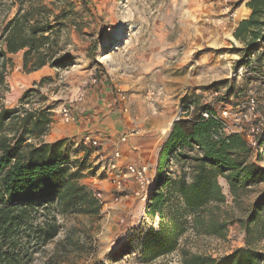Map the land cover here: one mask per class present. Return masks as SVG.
I'll return each mask as SVG.
<instances>
[{
	"label": "rangeland",
	"instance_id": "obj_1",
	"mask_svg": "<svg viewBox=\"0 0 264 264\" xmlns=\"http://www.w3.org/2000/svg\"><path fill=\"white\" fill-rule=\"evenodd\" d=\"M30 1L45 6L46 13L61 20L57 31L62 53L70 55L73 62L67 68L46 66L26 74L22 70L23 52L7 55L9 62L0 101L7 109H21V97L32 91L23 101L24 109L50 107L53 123L49 134L71 128V124L62 121L60 110L72 105L77 93L86 89L81 88L82 83L85 82V87L90 85L95 67L102 66L100 61L119 66L130 84L134 83L131 90H125L119 82L113 85L114 93L124 96L121 103L132 97L130 116L138 117L147 128L154 121H161L164 133L172 119L177 121L180 106L219 111L223 103L220 97L229 90L235 94L229 103L247 96L264 102L262 80L256 76H234L239 67L246 66L237 65L241 53L236 49L241 45L232 36L235 10L242 0H0V33L20 5L27 6ZM109 42L113 45L104 51ZM261 53L264 54V49L255 54L259 57L255 68L264 74ZM164 111L168 112V118ZM62 139L66 140V153L77 163H81L83 156L81 148L98 149L84 145L81 138L74 136ZM93 155L83 163L85 170L79 182L102 197L90 179H102L109 169L107 160H100L97 155L92 158ZM252 161L264 169V135L253 149ZM178 169L169 165L170 173ZM221 189L225 196L222 209L237 219L264 190V183L247 192L237 204L224 180ZM125 194L128 193L120 195L118 201L112 198L108 206L100 200L98 217L59 216L57 236L35 256L33 264H142L137 254L118 260H114L116 254L111 255L139 224L144 231L157 228L158 218L145 216L144 203L132 216L122 212L123 206L131 203L129 199L135 200V206L142 203L135 197L125 198ZM244 246V233L236 222L228 226L224 239L196 236L189 229L180 239L177 251L153 264H181V250L219 258ZM256 247L264 252V240Z\"/></svg>",
	"mask_w": 264,
	"mask_h": 264
},
{
	"label": "trees",
	"instance_id": "obj_2",
	"mask_svg": "<svg viewBox=\"0 0 264 264\" xmlns=\"http://www.w3.org/2000/svg\"><path fill=\"white\" fill-rule=\"evenodd\" d=\"M246 8L250 16L236 25L232 36L241 45L236 49L241 53L237 65L248 66L252 56L259 63L255 54L264 49V0H249ZM45 10L32 1L22 4L3 26L0 88L5 84L9 54L23 52L26 74L72 64L73 58L62 53L59 42L61 20ZM250 70L259 72L255 67ZM31 93L21 97V109H7L0 101V264H33L35 256L57 236L59 216L95 218L101 211L94 191L79 182L83 163L99 149L81 148L83 156L77 163L66 153L65 139L44 142L53 123L51 108L24 109L23 101ZM232 96L229 90L220 101L229 103ZM252 158L253 150L240 135L223 134L212 119L174 122L158 153L144 205L146 217L158 218L157 228L144 231L139 224L111 254L118 256L114 260L137 254L140 263L153 264L177 251L189 229L196 236L224 239L228 226L236 222L244 233V248L219 258L181 250V264H264V252L256 247L264 240V190L243 210L242 217L234 219L222 209L225 196L218 183L224 180L237 204L264 183V169ZM174 160L181 165L176 177L169 171Z\"/></svg>",
	"mask_w": 264,
	"mask_h": 264
},
{
	"label": "crops",
	"instance_id": "obj_3",
	"mask_svg": "<svg viewBox=\"0 0 264 264\" xmlns=\"http://www.w3.org/2000/svg\"><path fill=\"white\" fill-rule=\"evenodd\" d=\"M248 1L242 0L241 4L237 6L235 10L236 18L233 24L234 28L240 21L249 18L251 12L246 8ZM100 62L102 66L95 67L96 71L94 72L97 82L95 84L90 83L87 87H85V82L82 83L81 88H86L83 90L85 92V99L81 103H73L71 105L72 112L77 119L76 123L71 124V128L69 129L58 130L56 131L57 133L53 134L48 133V135L44 136L43 140L46 143H53L67 136H74L79 140L88 135L98 141L99 151L97 153L103 155L102 157L105 160H108L112 156L113 151L117 147L119 148L120 159L117 161V171L108 170L102 179L96 180L95 177L90 179L94 182L92 187L97 188L102 193L100 200H103L105 202L104 205L108 206L112 203L111 200L114 198L113 194H115L111 181L118 177L120 169L123 170L128 165L137 166L146 164L149 167V175L153 176L155 174L158 153L171 132L172 123H170V128H168L167 132L164 133L161 121L156 120L147 128L138 117L133 119L128 113V110L132 107V97H129L128 101L124 104L119 102L114 93L113 85L119 82L125 90H131L135 86L134 83L130 84L131 80L121 71L122 69H118L119 66L111 64L110 61ZM123 109H125V112L122 111ZM164 112H166L165 116L168 118V112ZM171 121L173 122V119ZM133 129L137 131L139 129V131L136 134L128 135L129 131ZM165 129H167V126ZM125 135H127L126 141L118 143L119 139ZM173 164L179 167L173 173L176 177L180 174L181 165L176 160H174ZM222 182V179H218L221 187ZM136 189L137 185L133 180H126L124 182V193L128 194L125 198H133L132 193ZM129 201L131 203L125 204L122 212L132 216L138 206L140 205L141 207L143 203L135 206V200L129 199ZM132 209L134 210L132 211Z\"/></svg>",
	"mask_w": 264,
	"mask_h": 264
},
{
	"label": "built area",
	"instance_id": "obj_4",
	"mask_svg": "<svg viewBox=\"0 0 264 264\" xmlns=\"http://www.w3.org/2000/svg\"><path fill=\"white\" fill-rule=\"evenodd\" d=\"M258 63L254 60V56L250 59L248 66L239 67L235 75L238 76H256L264 83V74L260 72L251 71V67H257ZM96 78H93L91 83L95 84ZM119 102L124 101V96L120 93H115ZM216 95V93H215ZM85 99V92L80 90L74 101L71 103H81ZM123 109L122 111H124ZM62 121L65 124L76 123L77 119L72 112L71 105L63 106L60 110ZM184 119L190 122L199 119L200 121H207L212 119L217 122L220 130L225 135H240L247 143V145L253 150L256 149L259 140L264 135V102L262 103L258 98L254 96H247L236 99L233 103H222L219 111H213L211 109H195L193 105H182L178 110L176 120ZM137 130L133 129L129 131L128 135L136 134ZM127 135L119 139L118 143H124ZM84 145L98 147V141L92 139L88 135L82 137ZM98 159L105 160L101 154L95 153ZM120 159V151L117 147L112 156L107 160V168L110 171L118 169L117 161ZM173 161L170 162V165ZM128 179L133 180L137 189L132 193L133 197L137 198L140 202L145 203L148 199L149 191L153 185L154 175H149V167L146 164L141 165H128L123 170H119L117 178L111 181L113 189L115 191L114 201H118L119 196L124 193V182ZM120 193V194H119ZM127 197V194L124 195ZM95 197L100 200L101 194L95 193ZM213 258V257H212Z\"/></svg>",
	"mask_w": 264,
	"mask_h": 264
},
{
	"label": "bare ground",
	"instance_id": "obj_5",
	"mask_svg": "<svg viewBox=\"0 0 264 264\" xmlns=\"http://www.w3.org/2000/svg\"><path fill=\"white\" fill-rule=\"evenodd\" d=\"M111 45H113V42H109V45L107 46L106 50H104V51H107L111 47ZM168 128H170V124L168 125Z\"/></svg>",
	"mask_w": 264,
	"mask_h": 264
},
{
	"label": "water",
	"instance_id": "obj_6",
	"mask_svg": "<svg viewBox=\"0 0 264 264\" xmlns=\"http://www.w3.org/2000/svg\"><path fill=\"white\" fill-rule=\"evenodd\" d=\"M173 122H174V121H173ZM173 122H172L171 126L173 125Z\"/></svg>",
	"mask_w": 264,
	"mask_h": 264
}]
</instances>
